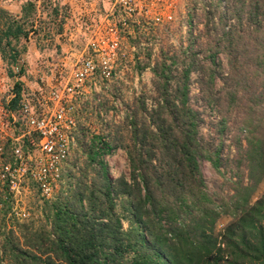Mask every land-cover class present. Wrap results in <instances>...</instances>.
Listing matches in <instances>:
<instances>
[{
	"label": "rangeland",
	"instance_id": "obj_1",
	"mask_svg": "<svg viewBox=\"0 0 264 264\" xmlns=\"http://www.w3.org/2000/svg\"><path fill=\"white\" fill-rule=\"evenodd\" d=\"M27 2L34 6L24 13L21 8ZM213 2L0 0L1 101L14 90V82L19 79L25 91L35 92L41 108H46L53 104L49 97L52 90L63 92L67 82L69 86L75 84L73 69L84 58L91 57L99 63L110 55L113 66L108 78L95 74L94 79L99 84L96 90L85 82L76 93L68 95L69 99L77 101V108H83L75 129H72L78 141L69 157L60 163V175L52 194H41L30 174L35 166L27 159L22 166L25 170L15 175L12 183H0V225L7 229L14 225L17 230L15 219L9 218L15 213L18 222H28L32 231L49 230L51 223L46 221L44 210L47 201L53 200L60 192H69L80 176V169L86 170L87 181H91L88 183L98 182L101 177L97 172L99 160L105 163V172L110 178L128 177L127 155L118 143L133 144V140L129 139L126 129L118 128L126 118L132 117L133 112L141 120L149 115L146 110L157 109L158 89L164 86L170 99L177 101L176 87L183 81V66H187L190 70L186 80L188 105L196 113V135L206 152L217 159V165H214L207 158H199L198 170L204 181L203 191L210 199V208L213 212H220L213 234L223 232L244 207L241 203L235 206L238 197L245 194L239 187L251 184L244 158L248 131L255 128L253 134L264 139V98L261 106L250 101L259 90H264V55L261 48L257 51L250 49L244 56L238 50L235 78L247 70L246 84L251 87L240 90L231 104L225 97L226 89L232 87L230 81L233 80L228 75L232 72L233 56L227 50H219L222 44L218 42L224 28L218 16L223 14L226 2L221 0L219 12H214ZM8 25H12V30L21 29L17 37H7ZM242 36L245 39L239 42L240 46L244 43L250 46L251 36L248 33ZM2 49L7 56L17 53L15 64L11 65L10 57L2 58ZM257 55L263 61L254 71ZM19 67L23 68L20 76L8 75L9 69L16 73ZM161 67H165L167 79L158 75ZM247 106L251 110L249 116L245 114ZM163 115L165 111L162 109ZM92 136L104 139L111 146L97 159L89 161L81 144H89ZM35 155L43 156L40 151ZM263 191L264 178L254 187L249 202L253 203ZM101 197L103 200V194ZM1 199L11 206L8 208ZM121 200L122 196L116 198L117 212L122 210ZM131 224L127 219L122 220L124 230H130ZM15 234L20 236L19 241H24L19 231ZM3 238L5 235L0 234V241ZM145 250L142 248V252ZM135 254L134 250L127 249L122 253L120 263L131 262ZM1 264L9 263L4 259Z\"/></svg>",
	"mask_w": 264,
	"mask_h": 264
},
{
	"label": "trees",
	"instance_id": "obj_2",
	"mask_svg": "<svg viewBox=\"0 0 264 264\" xmlns=\"http://www.w3.org/2000/svg\"><path fill=\"white\" fill-rule=\"evenodd\" d=\"M225 2L224 12L218 16L224 27L218 42L222 44L219 50H227L233 56L232 72L228 75L233 80L232 87L226 89L225 97L233 104L240 90L251 87L246 84L247 70L245 76L239 74L235 78L238 50L244 56L250 49L261 48L264 55V0ZM213 5L214 12H219L221 0H214ZM33 6L27 2L21 11L27 13ZM20 32V28L12 30V25L7 26V37H17ZM247 33L252 43L240 46L239 42L245 39L242 34ZM1 56L10 57L11 65L16 63L17 53L7 56L3 50ZM261 59L257 55L254 71L261 65ZM189 71L183 66V81L176 87L177 101L170 99L164 86L158 89V108L146 110L150 116L138 120L133 112L118 128L126 129L133 140V144L118 143L125 149L129 176L110 178L105 163L99 160L97 172L101 177L98 182L88 183L91 181H87L86 170L80 169V176L69 192H60L47 201L49 205L44 210L46 221L51 223L49 230L32 231L28 222L19 223L12 213L9 218L16 220L17 230L14 225L8 229L0 225V234L5 235L0 241V264L4 259L9 264H121L122 253L127 249L136 254L125 264H264V191L253 203L249 202L254 187L264 178V139L253 134L255 128L248 131L244 158L251 184L239 187L245 194L235 203L236 207L237 203L244 207L222 233L214 235L220 212L210 208L198 160L204 157L217 165V159L206 152L196 135V113L188 105ZM22 72L23 68L17 73L9 69L8 75L18 77ZM158 75L167 79L165 67H161ZM13 86L15 94L8 102L10 109L15 108L23 88L19 79ZM263 98L264 90H259L250 101L261 106ZM249 107L247 116L251 114ZM81 145L89 161L111 146L97 136H92L89 144ZM120 196L122 210L117 212L115 201ZM6 204L8 208L11 206ZM124 219L132 223L130 230L123 229ZM15 231L20 232L23 242Z\"/></svg>",
	"mask_w": 264,
	"mask_h": 264
},
{
	"label": "built area",
	"instance_id": "obj_3",
	"mask_svg": "<svg viewBox=\"0 0 264 264\" xmlns=\"http://www.w3.org/2000/svg\"><path fill=\"white\" fill-rule=\"evenodd\" d=\"M111 48L114 46L111 45ZM110 61V55L103 57L99 63L91 57L84 58L73 69L75 84H65L66 94L52 90L49 97L53 104L46 108H41V101L35 92H26L24 88L14 109L8 106L14 97L13 91L5 100H0V183H12L15 175L23 173V163L29 159L35 166L30 174L41 194H52L53 185L60 175V163L69 157L78 141L72 129H75L83 108H77V101L69 99L68 95L76 93L85 82L96 90L99 84L94 76L110 77L113 68ZM17 69L19 71L20 67ZM38 151L43 154L42 157L35 155Z\"/></svg>",
	"mask_w": 264,
	"mask_h": 264
}]
</instances>
